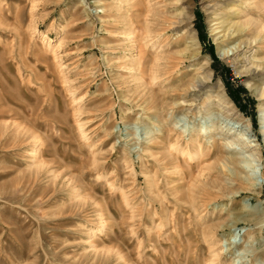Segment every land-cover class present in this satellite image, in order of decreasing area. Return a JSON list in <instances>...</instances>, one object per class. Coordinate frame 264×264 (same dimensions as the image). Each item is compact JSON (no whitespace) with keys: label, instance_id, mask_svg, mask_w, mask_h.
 I'll return each mask as SVG.
<instances>
[{"label":"rangeland","instance_id":"rangeland-1","mask_svg":"<svg viewBox=\"0 0 264 264\" xmlns=\"http://www.w3.org/2000/svg\"><path fill=\"white\" fill-rule=\"evenodd\" d=\"M0 264H264V0H0Z\"/></svg>","mask_w":264,"mask_h":264},{"label":"bare ground","instance_id":"bare-ground-1","mask_svg":"<svg viewBox=\"0 0 264 264\" xmlns=\"http://www.w3.org/2000/svg\"><path fill=\"white\" fill-rule=\"evenodd\" d=\"M192 39V38H191ZM190 40V39H189ZM190 42H191V40H190ZM194 42V41H193ZM192 42V43H193ZM220 55V54H219ZM217 91H218V93L220 92V94H218V95H216V97L218 98V96H219V98H220V95L222 94V90L220 89V87H218L217 88ZM224 93V92H223ZM224 95V94H223ZM213 96H215V95H213ZM215 98V97H214ZM223 98V97H222ZM221 100V99H220ZM224 101V100H223ZM24 137V136H23ZM15 145V144H14ZM236 163V161L234 160V159H227V160H225V166H226V168H229V167H233V169H235V170H237V168L235 167V164ZM235 164V165H234ZM206 171V170H205ZM209 171V170H208ZM202 172H204L203 170H202ZM203 178H205V177H203ZM202 183V185H201V187H202V189H200V192H199V194L200 195H204L203 197L205 198V196L206 195H208L209 193H208V191H207V187L209 186V187H211V188H216L217 190H218V192H222V187H218V186H216L215 184H210V183H208L207 181L205 182L204 180H203V182H201ZM240 183H242V182H240ZM223 193V192H222Z\"/></svg>","mask_w":264,"mask_h":264},{"label":"trees","instance_id":"trees-1","mask_svg":"<svg viewBox=\"0 0 264 264\" xmlns=\"http://www.w3.org/2000/svg\"><path fill=\"white\" fill-rule=\"evenodd\" d=\"M227 89H228V87H227ZM228 94L230 95V97L232 98V100H233L234 102L238 103L237 99L234 98V97L232 96V94L229 92V89H228Z\"/></svg>","mask_w":264,"mask_h":264}]
</instances>
